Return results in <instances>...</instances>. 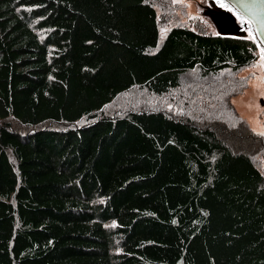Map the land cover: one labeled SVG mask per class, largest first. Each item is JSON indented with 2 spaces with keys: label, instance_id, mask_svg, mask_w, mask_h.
Instances as JSON below:
<instances>
[{
  "label": "trees",
  "instance_id": "16d2710c",
  "mask_svg": "<svg viewBox=\"0 0 264 264\" xmlns=\"http://www.w3.org/2000/svg\"><path fill=\"white\" fill-rule=\"evenodd\" d=\"M153 2L0 0V264H264L260 142L180 89L258 42L176 24L158 44ZM179 89L174 111L135 102Z\"/></svg>",
  "mask_w": 264,
  "mask_h": 264
},
{
  "label": "rangeland",
  "instance_id": "374dc122",
  "mask_svg": "<svg viewBox=\"0 0 264 264\" xmlns=\"http://www.w3.org/2000/svg\"><path fill=\"white\" fill-rule=\"evenodd\" d=\"M158 18V38L160 44L170 26L187 24L203 33H223L217 25L216 10L225 8L223 0H153ZM229 34L248 36L246 31H233ZM250 36H252L250 34ZM253 37V36H252ZM254 38V37H253ZM256 60L236 72L222 70L217 73L199 75L195 70L185 72L181 77V86L189 100L188 107L199 117L201 114L217 115L218 121L229 129L239 127L244 122L248 133L254 134L260 145L253 152L257 168L264 179V48L258 43ZM171 91L167 95L137 94L135 102L146 104L159 100L165 107L174 111L173 104L181 107V90ZM172 93V95H170ZM262 100V103L260 102ZM174 108V109H173ZM196 108V109H195ZM263 143V146L261 145ZM239 150L247 151L243 143Z\"/></svg>",
  "mask_w": 264,
  "mask_h": 264
},
{
  "label": "water",
  "instance_id": "95a60500",
  "mask_svg": "<svg viewBox=\"0 0 264 264\" xmlns=\"http://www.w3.org/2000/svg\"><path fill=\"white\" fill-rule=\"evenodd\" d=\"M216 10V22L224 34L249 30L264 48V0H223ZM262 102V100H261Z\"/></svg>",
  "mask_w": 264,
  "mask_h": 264
},
{
  "label": "bare ground",
  "instance_id": "6f19581e",
  "mask_svg": "<svg viewBox=\"0 0 264 264\" xmlns=\"http://www.w3.org/2000/svg\"><path fill=\"white\" fill-rule=\"evenodd\" d=\"M119 112V111H118Z\"/></svg>",
  "mask_w": 264,
  "mask_h": 264
}]
</instances>
